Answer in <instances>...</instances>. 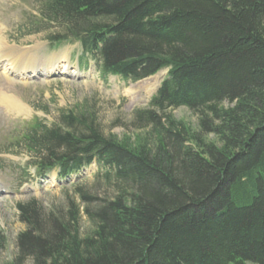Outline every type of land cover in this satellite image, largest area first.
Masks as SVG:
<instances>
[{
    "label": "trees",
    "instance_id": "trees-1",
    "mask_svg": "<svg viewBox=\"0 0 264 264\" xmlns=\"http://www.w3.org/2000/svg\"><path fill=\"white\" fill-rule=\"evenodd\" d=\"M37 5L21 33L79 43L101 77L167 76L133 114L144 137L104 134L90 108L25 129L17 145L39 176L96 164L106 192L76 188L66 212L18 204L25 230L9 264H264V0ZM181 107L197 130L172 116Z\"/></svg>",
    "mask_w": 264,
    "mask_h": 264
},
{
    "label": "rangeland",
    "instance_id": "rangeland-1",
    "mask_svg": "<svg viewBox=\"0 0 264 264\" xmlns=\"http://www.w3.org/2000/svg\"><path fill=\"white\" fill-rule=\"evenodd\" d=\"M37 1L0 0V42L8 48L6 54L3 55L8 54L12 57L11 60L14 58L13 55L19 52L21 57L18 61H22L25 54L23 62H31V59L35 58L34 62H31L32 69L35 70L26 78L9 75V70L6 69V64L9 62L0 61L2 65L0 67V96L21 103L22 110H24L22 114L14 111L4 104L1 98L0 264H9L15 260L17 237L25 230V226L19 220L18 204L34 199L46 212L55 207L66 212L68 196L78 203L80 201L76 196V188L83 187L84 190H92V193L99 198H102L106 192L103 189L104 183L100 180L106 170H100L96 165L84 169L65 181L58 180L55 173L45 180H40L28 161V152L21 147L22 144L17 145V142L23 139L25 129L38 120H43L47 124L52 123L62 110L74 111L90 108L95 113L104 134L114 135L117 138L135 135L144 137L150 129L137 130L133 125V114L149 106L152 97L167 76V71H162L146 79L161 76L159 82L153 81L146 89L138 92V100L141 102L132 107L130 98L125 92L146 80L132 83L125 82L118 77L102 78L93 65L87 69L79 68L78 60L82 52L78 44L58 46L53 49L47 40L46 33L37 35L21 33V29L29 23L28 16L37 13ZM3 55L0 53V58ZM50 59H54V65L58 68L51 75L42 76L46 65L50 64L47 62ZM64 63L72 64L71 74L70 72L60 73L63 71L61 67ZM225 106L227 107V103ZM171 114L177 121L183 122L193 130L198 129L199 116L189 109L181 107L171 111ZM211 139L214 138L211 137ZM25 171L27 176H25ZM81 230L84 233L91 230V225L85 216L82 218ZM26 264H30V261Z\"/></svg>",
    "mask_w": 264,
    "mask_h": 264
},
{
    "label": "bare ground",
    "instance_id": "bare-ground-1",
    "mask_svg": "<svg viewBox=\"0 0 264 264\" xmlns=\"http://www.w3.org/2000/svg\"><path fill=\"white\" fill-rule=\"evenodd\" d=\"M7 50H8V48H5L4 44L2 42H0V53H1V55L6 54ZM18 53L19 52H16L15 55H13L14 58L11 59V60H10V58H12V57L8 56V54H7V56L3 55L0 58V61L4 60V63L9 62V64H6V69L9 70L8 71L9 75L14 76V77H20V78L21 77L23 78L24 76L27 77L28 75H25V74H27L32 69L31 62H34L35 58L31 59V62H26V61L23 62V60H25L24 57H26V55L24 54L23 57H22V61L21 60L18 61V59L21 57V55H19ZM53 61H54V59H50L47 62H50V64H51ZM53 64H54V62H53ZM53 64L47 65L46 73L48 75L52 74L53 70H54L53 68L56 67V65H53ZM62 65L63 66L61 67V70H63V71H61V72H65V73L66 72L67 73L70 72V70L68 69L67 63H64ZM1 66L2 65L0 63V67ZM71 73L72 72H70V74ZM160 79H161V76L158 75V76L154 77L153 79L146 80V81L141 82V83H139V84H137L135 86H132L130 89H128L125 92V94L130 98L131 106L133 107L136 104L141 102V101L138 100V97H139L138 96V92H140L141 90L146 89L148 86H150V84L153 81L159 82ZM1 98H2V96H0V101H1ZM2 102L4 104H7L8 107L14 109V111H17L20 114H22L23 111H24V110H22L23 109V105L21 103H18L16 101H14V99H11V98H8V97H3L2 98Z\"/></svg>",
    "mask_w": 264,
    "mask_h": 264
}]
</instances>
